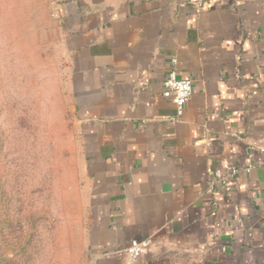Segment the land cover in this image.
Instances as JSON below:
<instances>
[{"label": "crops", "instance_id": "crops-1", "mask_svg": "<svg viewBox=\"0 0 264 264\" xmlns=\"http://www.w3.org/2000/svg\"><path fill=\"white\" fill-rule=\"evenodd\" d=\"M54 16L89 263L149 238L134 264H264V0H54ZM172 59L192 85L181 117Z\"/></svg>", "mask_w": 264, "mask_h": 264}, {"label": "rangeland", "instance_id": "rangeland-1", "mask_svg": "<svg viewBox=\"0 0 264 264\" xmlns=\"http://www.w3.org/2000/svg\"><path fill=\"white\" fill-rule=\"evenodd\" d=\"M54 0H0V264H90Z\"/></svg>", "mask_w": 264, "mask_h": 264}, {"label": "built area", "instance_id": "built-area-1", "mask_svg": "<svg viewBox=\"0 0 264 264\" xmlns=\"http://www.w3.org/2000/svg\"><path fill=\"white\" fill-rule=\"evenodd\" d=\"M188 3L198 12L200 5L204 0H187ZM172 69L168 73L166 79L163 82L162 96L169 99L175 108L176 115L181 117L186 103L192 94V85L189 79H180L177 77L174 66L176 65V60H171ZM234 176V172L227 176H223L221 173L217 172L214 174V180L220 181L225 184L226 181ZM151 245V240H133L130 244L123 250L126 258L125 264H134L137 260L146 253Z\"/></svg>", "mask_w": 264, "mask_h": 264}]
</instances>
